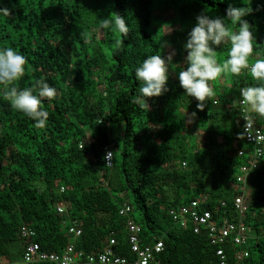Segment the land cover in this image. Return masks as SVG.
<instances>
[{
    "label": "trees",
    "instance_id": "1",
    "mask_svg": "<svg viewBox=\"0 0 264 264\" xmlns=\"http://www.w3.org/2000/svg\"><path fill=\"white\" fill-rule=\"evenodd\" d=\"M229 4L251 8L244 19L259 53L251 59L264 57V0H0L9 10L0 12V49L12 47L27 58L17 86L44 79L57 89L53 100L42 101L49 112L43 129L0 96V261L21 259L28 242L23 227L35 231L33 241L47 252L62 254L74 243L85 257L115 237L117 254L132 259L130 217L141 227L143 247L164 241L160 264H220L207 229L197 234L170 215L196 199L212 213L211 222L251 228L256 238L244 246L251 255L245 262L264 264V156L238 138L244 124L234 106L252 81L246 73L221 75L210 82L215 102L200 111L178 78L196 17H226ZM114 12L126 19V35L100 28ZM228 48L217 49L218 59ZM170 51L168 91L149 99V108L131 103L139 87L135 69ZM256 125L264 132V121ZM107 147L112 166L104 159ZM243 167L249 170L241 215L234 201L242 193ZM60 201L65 213L57 211ZM124 205L131 206L128 216L120 213ZM75 222L82 230L77 238L69 232ZM223 247L235 264L241 247Z\"/></svg>",
    "mask_w": 264,
    "mask_h": 264
},
{
    "label": "clouds",
    "instance_id": "2",
    "mask_svg": "<svg viewBox=\"0 0 264 264\" xmlns=\"http://www.w3.org/2000/svg\"><path fill=\"white\" fill-rule=\"evenodd\" d=\"M0 12L9 14L7 8H0ZM250 12L251 8L229 4L226 17L213 18L205 12L199 14L184 45L187 55L178 78L185 94L195 98L198 101L197 109L203 111L208 101L215 102V91L210 82L223 74L239 77L246 73L252 83L240 88L241 99L234 104L239 105L245 121L244 130L238 134V138L247 136L258 145L254 150L256 155L264 156V141L259 139L260 130L255 128L257 121H264V57L251 59L259 53L254 50L252 26L244 19ZM99 26L125 35L129 30L126 19L115 12L101 19ZM222 44L229 45L227 57L218 59L217 49ZM119 46L117 39L114 47ZM174 55V51L166 56L154 54L141 62L135 69L139 87L131 103L140 108H149V99L168 91L169 65L173 64ZM26 64L27 58L16 49H0V96L10 103L13 110L35 121L37 129H43L48 122L49 112L42 107V101L53 100L57 96V89L44 79L37 80L31 87L19 88L17 82L24 77ZM113 154L109 151L104 159L110 163Z\"/></svg>",
    "mask_w": 264,
    "mask_h": 264
},
{
    "label": "built area",
    "instance_id": "3",
    "mask_svg": "<svg viewBox=\"0 0 264 264\" xmlns=\"http://www.w3.org/2000/svg\"><path fill=\"white\" fill-rule=\"evenodd\" d=\"M243 124L245 125L244 119ZM255 128L260 130L259 139L264 141L263 130L257 125H255ZM245 139L248 143L253 144L255 148L258 146L247 136H245ZM109 151L111 150L107 147L106 154ZM238 154L242 156L244 155V151L240 150ZM254 155L257 158L261 157L257 156L255 151ZM107 164L108 166H112V160L110 163L107 161ZM256 166L257 163L254 161L252 167L255 168ZM242 170L245 171V174L238 178L240 184H242L239 189L242 193L237 195L234 201V205L241 215L247 210L244 194L246 190V173H248L249 169L243 167ZM57 211L59 213H65L67 211L64 202L60 201L58 203ZM120 213L123 216H128L131 213V206L124 205ZM170 215L173 220L183 228H186L191 223L194 227V232L197 234L201 233L202 229H207L212 245L217 248V255L220 258V264H231L227 252L223 247V245L228 242L241 247V250L236 256L235 264H246V259L250 258V251L244 246L248 244L249 239H255L256 234L247 225L231 222L228 219H225L219 224L211 222L212 213L209 210L203 209L200 201L196 199L190 201L188 204L181 205L177 209H172ZM126 226L128 227V240L132 253L134 254V258L132 259L117 254L114 248V245L117 242L115 237L110 238L103 251L89 254L85 257L81 251L76 249L74 243L69 244L66 247L65 252L62 254L47 252L41 249L39 243L33 241L35 231L28 227H23L22 234L28 238V242L21 259L10 262L0 261V264H35L44 261L52 264H160L159 257L165 248L164 241L160 239L151 245L143 247L139 235L141 227L130 217ZM69 232L73 234L74 238H77L82 234V230L78 227L76 222L69 228Z\"/></svg>",
    "mask_w": 264,
    "mask_h": 264
},
{
    "label": "rangeland",
    "instance_id": "4",
    "mask_svg": "<svg viewBox=\"0 0 264 264\" xmlns=\"http://www.w3.org/2000/svg\"><path fill=\"white\" fill-rule=\"evenodd\" d=\"M167 30L168 31H171L172 30V27H168L167 28ZM239 173H240V171H239ZM246 192H247V190H246ZM245 195V194H244ZM263 212H264V210H263ZM136 214V216H137V213H135ZM253 242V240L252 239H249V242L248 243H252ZM253 254H254V258L257 260L258 259V256H257V252L254 250V252H253Z\"/></svg>",
    "mask_w": 264,
    "mask_h": 264
}]
</instances>
